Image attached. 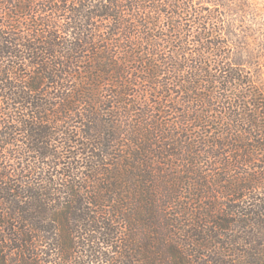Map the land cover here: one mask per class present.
I'll return each instance as SVG.
<instances>
[{
  "label": "trees",
  "instance_id": "1",
  "mask_svg": "<svg viewBox=\"0 0 264 264\" xmlns=\"http://www.w3.org/2000/svg\"><path fill=\"white\" fill-rule=\"evenodd\" d=\"M200 0H0V264H264V89Z\"/></svg>",
  "mask_w": 264,
  "mask_h": 264
},
{
  "label": "rangeland",
  "instance_id": "2",
  "mask_svg": "<svg viewBox=\"0 0 264 264\" xmlns=\"http://www.w3.org/2000/svg\"><path fill=\"white\" fill-rule=\"evenodd\" d=\"M217 7L232 28V44L240 60L264 89V0H200Z\"/></svg>",
  "mask_w": 264,
  "mask_h": 264
}]
</instances>
